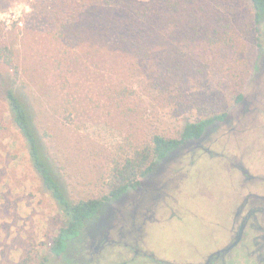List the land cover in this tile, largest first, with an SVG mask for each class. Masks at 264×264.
<instances>
[{"label":"rangeland","instance_id":"1","mask_svg":"<svg viewBox=\"0 0 264 264\" xmlns=\"http://www.w3.org/2000/svg\"><path fill=\"white\" fill-rule=\"evenodd\" d=\"M162 1L0 0V48L13 50L17 68L0 62V264H38L51 257L53 239L65 223L14 122L4 77L16 79L57 176L75 202L106 195L115 162L155 134L180 139L186 124L222 113L230 119L207 131V144L224 157L241 158L232 148L234 136L254 119L243 109L264 103L257 63L264 29L258 40L256 25L247 28L251 0H173L182 6L174 14ZM216 15L223 18L222 31L231 24L233 47L209 48L183 37L198 26V17L211 21ZM122 89L133 92L124 96ZM240 94L244 100L237 104ZM231 159L221 165L202 156L189 166L187 153L180 157L157 184L136 193L132 212L133 206L139 213L156 212L160 220L141 227L143 219L135 218L133 234L149 231L143 242L160 258L175 257L181 264L202 259L219 232L217 221L225 224L231 214ZM166 202L174 206L172 218L165 216Z\"/></svg>","mask_w":264,"mask_h":264},{"label":"flooded vegetation","instance_id":"2","mask_svg":"<svg viewBox=\"0 0 264 264\" xmlns=\"http://www.w3.org/2000/svg\"><path fill=\"white\" fill-rule=\"evenodd\" d=\"M258 48L257 63L260 60L262 64L260 84L264 87V51L259 44ZM243 100L244 94L237 104ZM243 113H252L254 119L240 130V134L234 136L237 146L232 148L237 150L235 154H240L241 158L235 157L234 160L227 155L224 157V153L216 150L213 144H207L208 137L205 136L211 124L204 128L202 142L186 150L189 166L197 165L198 158L202 156L217 158L221 165L224 160L230 158L233 167L230 175L233 177L235 190L231 214L225 224L219 225L217 221L219 232L210 238L203 258L195 262L188 260L185 264H264V103H255L252 107L251 104H246ZM224 119L225 116L215 121ZM246 156L254 159L253 165ZM209 169L221 175L224 172L226 174V170L220 167ZM199 170L209 171L201 168ZM151 194L155 199L161 196L154 190ZM168 199L170 201V197ZM133 204V201L126 204L114 215L109 216L106 223H102L107 215L106 209L98 219L88 221L83 233L68 241L64 251L56 254L50 249L51 257L42 258L39 264H181V260L177 261L175 257L160 258L146 241L143 242L149 231L140 230L137 236L133 234L137 229L135 224H132L135 218L143 219L139 225L141 227L160 220L156 212L139 213L134 210V206L132 212L130 206ZM165 206L169 211V215L165 216L174 217V206L169 202H166ZM131 224L134 228H127Z\"/></svg>","mask_w":264,"mask_h":264},{"label":"trees","instance_id":"3","mask_svg":"<svg viewBox=\"0 0 264 264\" xmlns=\"http://www.w3.org/2000/svg\"><path fill=\"white\" fill-rule=\"evenodd\" d=\"M101 1L106 5H113L120 0ZM251 3L254 13L250 18V24L247 23V28L249 29L252 25H256V29L259 32L257 39H259L260 32L264 29V0H251ZM162 5L166 11L172 14L182 11V6L173 0H163ZM150 16V13L145 15L146 20H149ZM197 21H199L198 26L193 27L188 32H184L183 37L186 40L193 42L202 41L209 48H231L234 46V38L230 34V27L232 26L231 24L225 25L222 31L219 26L223 24V18L220 15H216L211 21L198 17ZM149 23L152 24L151 19ZM165 27L164 25L162 29ZM2 60L11 68H16L13 50L8 46L0 48V62ZM15 74H18L17 70ZM15 80L9 77L3 78L5 97L14 122L26 139L34 169L40 175L45 188L52 194L65 217V224L54 237L50 247L56 254L65 250L68 241L83 233L88 221L96 220L100 215L104 214L106 209H108L109 203L117 200L129 189L136 188L141 178L155 170L159 160L164 158L169 152L177 149L186 140L199 138L207 125L225 115V113H222L186 124L180 139L155 134L150 143L135 149L133 155L115 162L106 195L102 198H90L75 202L70 199L67 190L57 176L34 115L29 105L17 92ZM126 90L122 89L124 96L133 92V90L131 92L127 90V93ZM241 98L242 95L240 94L236 97V101Z\"/></svg>","mask_w":264,"mask_h":264},{"label":"water","instance_id":"4","mask_svg":"<svg viewBox=\"0 0 264 264\" xmlns=\"http://www.w3.org/2000/svg\"><path fill=\"white\" fill-rule=\"evenodd\" d=\"M229 119H230V115L227 116L226 120L223 123L227 122V120ZM218 122H221V121H214L213 124L211 123L209 128L216 126L217 124H219ZM203 138H204V135L201 136L200 138L189 139L185 141L183 144H181L177 149L169 152L164 158L159 160L157 162L155 170L152 173L141 178L140 183L136 188L129 189L126 193L120 196L117 200L109 203L108 209H107V215L102 223H106V220L108 219L109 216L114 215L116 211H118L120 208L125 206L129 201H132L136 193H139L142 191L144 192L149 187L157 184L158 181H160L161 179L160 176L164 174L170 167H172L178 161L180 157L182 158V156L186 154V150L189 147L195 144L197 145L201 143Z\"/></svg>","mask_w":264,"mask_h":264}]
</instances>
